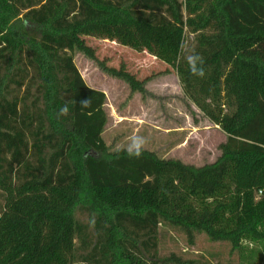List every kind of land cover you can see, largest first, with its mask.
Listing matches in <instances>:
<instances>
[{
	"label": "trees",
	"instance_id": "trees-1",
	"mask_svg": "<svg viewBox=\"0 0 264 264\" xmlns=\"http://www.w3.org/2000/svg\"><path fill=\"white\" fill-rule=\"evenodd\" d=\"M85 37L175 69L226 133L220 156L197 166L111 150L107 95L75 53L132 93L151 78L99 60ZM163 226L190 245L204 233L233 252L264 248V0H0V264H214L161 255Z\"/></svg>",
	"mask_w": 264,
	"mask_h": 264
},
{
	"label": "rangeland",
	"instance_id": "rangeland-1",
	"mask_svg": "<svg viewBox=\"0 0 264 264\" xmlns=\"http://www.w3.org/2000/svg\"><path fill=\"white\" fill-rule=\"evenodd\" d=\"M99 60L114 67L125 66L139 79L150 76L146 94L132 93L126 80L107 73L84 51L75 53V63L85 81L107 95L109 121L103 137L111 150L129 148L134 137L146 140L144 148L160 157H177L197 166L214 162L227 135L185 96L175 69L146 52L116 42L85 37ZM243 252H233L227 242H216L198 234L194 245L185 235L161 227L160 254L176 253L188 259L206 258L214 264H264V248L244 242Z\"/></svg>",
	"mask_w": 264,
	"mask_h": 264
},
{
	"label": "clouds",
	"instance_id": "clouds-1",
	"mask_svg": "<svg viewBox=\"0 0 264 264\" xmlns=\"http://www.w3.org/2000/svg\"><path fill=\"white\" fill-rule=\"evenodd\" d=\"M187 62L192 68V71L200 76H204V70L202 68V65L204 63V58L199 54H190L187 56ZM86 103V102H82ZM62 114H67V108L61 109ZM146 144V140L143 137H134L131 143V146L127 149L128 155L130 157H139L142 154V149L144 148Z\"/></svg>",
	"mask_w": 264,
	"mask_h": 264
},
{
	"label": "built area",
	"instance_id": "built-area-1",
	"mask_svg": "<svg viewBox=\"0 0 264 264\" xmlns=\"http://www.w3.org/2000/svg\"><path fill=\"white\" fill-rule=\"evenodd\" d=\"M263 191H260V194L262 193Z\"/></svg>",
	"mask_w": 264,
	"mask_h": 264
}]
</instances>
